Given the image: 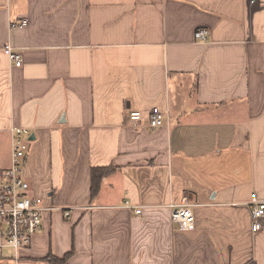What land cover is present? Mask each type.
<instances>
[{
  "label": "crops",
  "instance_id": "1",
  "mask_svg": "<svg viewBox=\"0 0 264 264\" xmlns=\"http://www.w3.org/2000/svg\"><path fill=\"white\" fill-rule=\"evenodd\" d=\"M13 127L48 209L22 264H264V0H0L3 167ZM184 200L194 230L170 220Z\"/></svg>",
  "mask_w": 264,
  "mask_h": 264
},
{
  "label": "built area",
  "instance_id": "2",
  "mask_svg": "<svg viewBox=\"0 0 264 264\" xmlns=\"http://www.w3.org/2000/svg\"><path fill=\"white\" fill-rule=\"evenodd\" d=\"M26 21L21 25L24 26ZM195 39L202 44L208 42L207 30H198ZM5 54L15 66L21 67V55L12 46L5 48ZM148 123L140 111L132 110L129 117L135 128L157 130L168 127V116L153 110ZM10 134L11 155L10 166L0 165V264H22L23 253L29 251L33 238L42 231L44 214L48 210L42 201L29 194L30 184L23 176L24 163L29 153V130L13 127ZM251 231L256 234L263 228L264 199L256 194L249 202ZM72 210H64L68 219ZM135 214L141 209L135 207ZM170 220L183 230H194L195 221L192 205L183 201L180 206L172 207Z\"/></svg>",
  "mask_w": 264,
  "mask_h": 264
},
{
  "label": "trees",
  "instance_id": "3",
  "mask_svg": "<svg viewBox=\"0 0 264 264\" xmlns=\"http://www.w3.org/2000/svg\"><path fill=\"white\" fill-rule=\"evenodd\" d=\"M115 170L114 166H108V167H104V168H95L92 170L91 173V178H92V185H91V193H92V197H96L99 195V190L101 188V185L103 183V181L105 180L106 176H108L109 174H111L113 171ZM48 262L50 264H63L66 260L62 259V261L54 259L53 257H49Z\"/></svg>",
  "mask_w": 264,
  "mask_h": 264
}]
</instances>
